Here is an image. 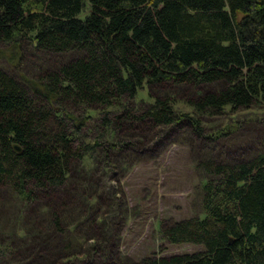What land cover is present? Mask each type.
Returning a JSON list of instances; mask_svg holds the SVG:
<instances>
[{
	"label": "trees",
	"instance_id": "16d2710c",
	"mask_svg": "<svg viewBox=\"0 0 264 264\" xmlns=\"http://www.w3.org/2000/svg\"><path fill=\"white\" fill-rule=\"evenodd\" d=\"M253 108H264V0H0V189L27 208ZM218 145L194 165L199 216L158 223L161 242L202 250L132 264H264V137L254 152L220 157ZM11 245L0 241V261ZM112 256L87 264H122Z\"/></svg>",
	"mask_w": 264,
	"mask_h": 264
},
{
	"label": "rangeland",
	"instance_id": "374dc122",
	"mask_svg": "<svg viewBox=\"0 0 264 264\" xmlns=\"http://www.w3.org/2000/svg\"><path fill=\"white\" fill-rule=\"evenodd\" d=\"M227 128L235 132L219 139ZM205 134L210 136L198 140L180 129L153 152L123 157L122 165L105 177L97 173L93 181L86 175L77 183L72 179L66 201L60 197L27 208L0 189V241H10L13 252L0 264H87L101 260L109 249L114 263L132 264L153 255L201 251L199 246L161 242L158 223L199 216L195 162L219 154L218 143L226 146L220 157L236 148L254 152L264 137V108L212 118ZM47 206L60 219V232L52 227ZM17 230L21 235L15 236Z\"/></svg>",
	"mask_w": 264,
	"mask_h": 264
}]
</instances>
